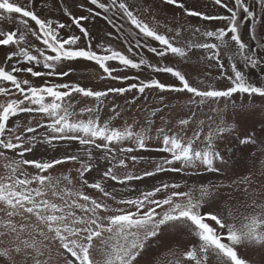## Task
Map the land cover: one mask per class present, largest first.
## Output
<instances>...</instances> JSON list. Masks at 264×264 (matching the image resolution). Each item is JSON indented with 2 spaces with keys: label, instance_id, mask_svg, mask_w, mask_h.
Returning a JSON list of instances; mask_svg holds the SVG:
<instances>
[{
  "label": "snow or ice",
  "instance_id": "snow-or-ice-1",
  "mask_svg": "<svg viewBox=\"0 0 264 264\" xmlns=\"http://www.w3.org/2000/svg\"><path fill=\"white\" fill-rule=\"evenodd\" d=\"M161 2L174 6L188 17L219 21L225 26L203 32L197 27L193 36L199 33L203 37L201 42L188 41L177 46L180 29H175L171 37L161 34L125 0H80L78 7L87 14L73 15L64 8V15L71 21L67 24L59 19L41 18L33 0H29L27 6L0 0V13L7 14H0V19L12 20V14H18L17 23L23 29L0 31V45L14 48L6 54L8 67L0 66V97L3 98L0 102V157L10 161L5 165L7 174L0 176V264H50L53 247L58 253L59 264H154L143 257L154 241L163 240L170 230L191 237L187 250L182 253L183 264H264V170L259 178L249 173L227 186L238 197L252 200V213L242 216L239 225L232 212L225 215L211 210L215 195L226 187L223 184L201 185L197 197L191 191H179V183L161 180L159 185L137 190L135 197L125 198L109 183L127 187L130 182L154 178L161 173L201 168L219 173L227 169L228 145L233 136L245 148L259 144L258 156H264V130L256 134L254 129H243L238 121L228 122L222 108L212 109L220 119L217 122L209 116L212 123L207 128L205 120L198 118L199 109L208 102H227L235 94L264 98V86L251 82L241 67L259 68L264 73V42L256 35L257 24L264 25V0H254L259 6V15L247 0H234L233 6L225 0H214L227 15L206 14L187 7L183 0ZM116 17L134 26L138 30L136 35L145 41L143 46L157 57L187 58L189 53L195 55L194 50H200L209 67H216L229 86L200 88L193 86L186 75L174 67L155 66L143 58L136 62L111 45L99 42L94 48L85 22L94 23L101 18L119 33L124 26L116 23ZM241 17L250 26L248 39L256 42L255 46L241 33ZM29 21L36 27L32 28ZM73 25L81 35H61V30L71 33ZM168 31L174 30L169 28ZM29 34L43 46L33 45L32 51L22 46L28 44ZM82 38L87 42L86 47L79 46ZM149 40L157 42L158 46H151L147 43ZM140 46L141 41L137 39L136 47ZM127 51L136 55L131 44ZM80 60L98 65L104 74L101 80L138 82L106 90H94L73 82H49L51 77H68L72 72L71 62ZM113 61L126 69L138 70L146 65L156 73L170 74L178 85L158 79L114 75L117 69L109 63ZM63 62H69L67 70H58ZM38 65L46 71L37 70ZM19 74L44 78V83L34 86ZM146 90L191 94L185 105L190 114L178 119L176 126L169 127L171 121L162 114L167 104L161 95L162 107L153 108L150 113L151 117L160 114L161 126L154 128L155 121L151 118L143 126H138L136 121L113 126L111 120L122 115L120 105L114 102L110 106L112 116L102 122L101 112L110 95L123 97L132 93V99L126 100V104L135 105L140 97L147 98ZM74 94L92 98L93 106L81 107L77 112L71 102ZM186 129H192L191 136ZM64 142H76L78 150H64L62 155L48 159L40 154L38 158L41 147L45 151L49 148L59 151L57 146ZM152 151L161 154V158L145 160L138 154ZM258 156L253 153L251 158ZM68 163L79 165L75 169V182L80 188L75 191L67 186L74 183L70 175L54 179L47 174L56 166ZM139 163L147 167L141 172L119 174V169H129L130 164L135 168ZM29 169L35 170L34 174ZM94 171L96 176H92ZM257 179L260 182L259 202L255 199ZM62 181L67 184L62 186ZM85 187L96 190L106 199L86 194ZM206 207L209 210H205ZM241 250L258 252L261 259L245 258ZM97 254L102 259H97ZM175 264L182 262L177 260Z\"/></svg>",
  "mask_w": 264,
  "mask_h": 264
},
{
  "label": "rangeland",
  "instance_id": "rangeland-1",
  "mask_svg": "<svg viewBox=\"0 0 264 264\" xmlns=\"http://www.w3.org/2000/svg\"><path fill=\"white\" fill-rule=\"evenodd\" d=\"M11 2L20 4L21 6H27L29 0H11ZM79 2L80 0H33L35 10L37 11V14L41 16V18L59 19L61 22L66 24L71 23V21L67 16L64 15V8H67L73 13V15L87 14L82 12V10L78 7ZM125 2L129 4L132 10L136 12L142 19H144L145 22L149 23L151 27L156 28L161 34L171 37L175 35V29H180L181 36L178 38L177 46H183L188 41L201 42L203 37L200 36L199 33L193 36V31L197 27L201 29V32H203L205 30H214L217 27L225 26L223 22L219 21H203L199 17H188L184 15L181 10L175 8L174 6L163 4L161 0H125ZM183 2L186 3L187 7L195 8L196 10L203 11L206 14H228L225 9L215 5L214 0H183ZM225 2H227L229 6H233L234 4V0H225ZM247 3L259 15V6L255 4L254 0H247ZM2 15L6 16L7 14ZM109 15H111V13H109ZM12 17V20L0 19V31L14 30L17 27H21L17 23L19 18L18 14H12ZM115 19L117 24H123L124 26L123 30L119 33L101 18H97L94 23L85 22V26L89 29L93 38L94 48L95 44L99 42L101 44L111 45L112 48L123 52L136 62L143 58L147 63L153 64L155 66L167 65L174 67L182 71L186 75V78L190 80V83L193 84V86L200 88L212 86L222 89L229 86V82L224 77L219 75V71L216 67H209V62L203 59V54L200 50H194L195 55L189 53L187 58H181L173 55H169V57L166 59L157 57L150 53L148 49L143 46L145 41L142 36L138 37L136 35L138 30H135L134 26L130 25L127 20H121L119 17H116ZM29 24L32 28L36 27L34 22L29 21ZM249 27L250 26H248V22L243 20L241 17V33L244 35L247 42L255 46L256 42L248 39ZM169 28H172L174 31L169 32ZM21 30H23L22 27ZM108 33H112V35L109 36ZM71 34L81 35L79 30L76 29L74 25L72 27L71 33L61 30V35L65 37ZM256 35L260 42H264V25L257 24ZM137 39H140L141 41L140 47H136ZM27 40L28 44L22 46L29 47L30 51L33 50V45L35 47L43 46L41 42L36 41L35 38L30 34L28 35ZM86 43L87 42L83 41L82 38L79 46L86 47ZM147 43H149L151 46H158L157 42L151 40H149ZM130 44L133 47V52L136 53V55L128 53L127 49ZM12 50H14V48L11 46L0 45V66L8 67V64H6V54ZM96 51L100 52L101 49H96ZM33 54L36 53L33 51ZM109 63L111 66L117 69V71L113 73L114 75L139 77L140 80L158 79L166 84L178 85V81L171 77L170 74L156 73L149 69L146 65L137 70L123 68L116 61ZM68 66L69 62H63L61 65H58V70L61 68H63V70H67ZM36 67L37 70L46 71L42 68V66L38 65ZM241 67L248 74V78L251 82L257 86H264V73H262L259 68L250 70L248 68H244L243 65H241ZM71 68L72 72L68 77H51L48 78L49 82L79 83L83 87L92 88L94 90H106L110 87H122L127 86L128 83L138 82L137 80L123 82L120 80L111 79L101 80L100 76L104 75L102 70L99 69L98 65H95L93 62L89 61L80 60L71 62ZM19 75L21 78H27L32 81L34 86H41L44 83V78H35L24 74ZM201 81H203V83H201ZM132 95V93H126L123 97H118L114 94L110 95L106 101L104 110L101 112L102 122L104 120H109L112 116L110 106L114 102L115 104L120 105L122 115L115 120H111V124L113 126L120 127L125 121L128 123L136 121L138 126H143L144 122L149 118L155 121L153 125L154 128L161 126L162 122L159 119L160 114H158L157 117L150 116L151 110L153 108L162 107L161 101L159 99L161 95L164 96V104H167V108L164 109L162 114L166 119L171 121L169 127L176 126L178 119L187 118V115L190 114L189 108L185 105L188 97L191 94L175 92L160 93L158 90H146V99L144 97H140L135 105L126 104V100H131ZM2 101L3 98L0 97V102ZM71 102L76 106L75 110L77 112L81 107H90L94 104L92 98H85L79 94H74V99ZM225 103L227 104L226 108ZM233 104L236 105L235 108H233ZM242 105L246 107H242ZM213 108L225 109L223 114L224 119L228 122L238 121L243 129H254L256 134H260L262 130H264V98L262 97L248 96L247 94H235L227 102L206 103L198 111V118L205 120L206 128L208 124L212 123V121L208 120L209 116L213 117V120L217 122L220 119V116L212 111ZM21 123H23V121H21ZM186 133L188 136H191L192 129H186ZM153 146H155V142H153ZM57 147L59 151L57 149L51 148L45 151V149L41 147L39 149L38 158L40 154H43L44 159H48L52 156L62 155L64 150L69 152H75L78 150L76 142H64ZM228 147L230 148V151L228 153L229 160L227 169L222 170L219 173L207 172L201 168L197 170H186L181 173H161L154 178L148 177L143 181L130 182L127 187L121 186L118 183L112 181H109V183L115 186V192L117 194L125 198L130 196L135 197L138 194L137 190L143 191L145 189H150L153 185H159L161 180L166 183H179L181 185L179 191H191L193 196L197 197L200 194L199 188L201 185L214 186L223 184L226 187L222 188L219 193L215 195L214 201L211 205V210L214 212L219 211L225 215L228 212H232L233 215L236 216V222L239 225L242 216L252 213V200L243 196L238 197V194L227 186L230 185L233 180L241 179L245 174L255 173L256 177L259 178V173L264 170V165H262V162H264V156H258V150L260 148L259 144L251 149L245 148L243 145H239L236 142V138L234 136L231 138ZM253 153H256L258 158H251ZM138 154L142 155L145 160H158L161 158V154L155 151L140 152ZM8 163H10V161L0 157V176L7 174L8 169L5 167V165ZM100 163L103 164L104 162L100 161ZM78 167V164L68 163L66 165L56 166L54 170H50V172L47 174L51 175L54 179H62L64 175H70L73 178L74 183L67 186L75 191L80 188V184L75 182L77 177L75 169ZM146 167L147 165L144 163L137 164L135 168H133L130 164L129 169H119L118 171L119 174L123 175L126 171L141 172ZM29 171L33 172L34 174L35 170L29 169ZM96 175L97 173L94 171L92 176ZM66 184L67 182L62 181V186ZM256 188L257 196L255 199L259 202L261 200V196L259 194V179H257ZM84 191L86 194H89L94 198L106 199L102 197V194L96 192L94 189H87L85 187ZM108 202L111 203L113 207L116 206L111 201ZM205 210L209 209L206 207ZM158 211H160V209H158ZM190 239L191 237L189 235L183 233L177 234L174 230H170L169 233L165 235L163 240L154 241L143 259L145 261H153L154 264H175L177 260L181 261L183 264L184 258L182 253L187 250L188 241ZM240 254L245 258L250 257L252 260L256 261L261 259V256L258 252H248L247 250H241ZM51 256L52 259L50 264H59L58 253L55 247L52 249ZM97 259H102V257L97 254Z\"/></svg>",
  "mask_w": 264,
  "mask_h": 264
}]
</instances>
